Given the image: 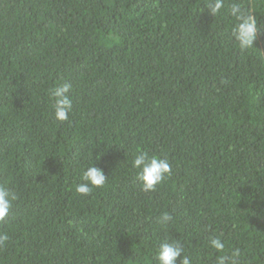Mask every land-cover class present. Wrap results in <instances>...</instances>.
<instances>
[{
    "label": "trees",
    "instance_id": "obj_1",
    "mask_svg": "<svg viewBox=\"0 0 264 264\" xmlns=\"http://www.w3.org/2000/svg\"><path fill=\"white\" fill-rule=\"evenodd\" d=\"M233 2L213 17L211 0H0V186L16 197L0 264H157L163 241L217 264L214 236L264 264V0H239L259 28L246 51ZM140 152L171 164L154 191ZM92 165L107 181L79 194Z\"/></svg>",
    "mask_w": 264,
    "mask_h": 264
},
{
    "label": "clouds",
    "instance_id": "obj_2",
    "mask_svg": "<svg viewBox=\"0 0 264 264\" xmlns=\"http://www.w3.org/2000/svg\"><path fill=\"white\" fill-rule=\"evenodd\" d=\"M208 12L213 17L221 14L225 7V0H211L208 4ZM229 14L234 17L232 27V37L241 51H246L254 47V41L259 31L257 17L253 12L246 10L244 6L236 0L230 6ZM71 85L64 83L52 91L55 99L54 116L57 121L68 120L72 110V99L69 95ZM132 166L137 171V179L144 191H154L172 173L171 164L167 159L157 156H149L146 152H140L132 161ZM82 183L78 184L76 191L82 195H89L94 187H103L107 181L104 171L95 165L87 167L82 174ZM15 195L6 187L0 186V221L9 215ZM173 217L164 213L159 222L162 226H167ZM9 239L7 234H0V246ZM209 244L219 255L217 264H241L240 250L228 251L226 243L219 237L209 238ZM180 258V264H193L192 258L184 254L183 246L178 242L163 241L159 243L156 260L157 264H176Z\"/></svg>",
    "mask_w": 264,
    "mask_h": 264
}]
</instances>
